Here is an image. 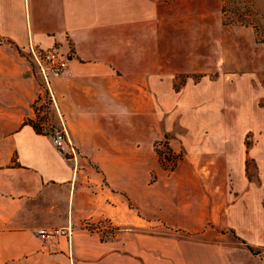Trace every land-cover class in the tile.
<instances>
[{
    "label": "crops",
    "instance_id": "1",
    "mask_svg": "<svg viewBox=\"0 0 264 264\" xmlns=\"http://www.w3.org/2000/svg\"><path fill=\"white\" fill-rule=\"evenodd\" d=\"M168 25L161 0H0V264H264L248 107L220 112L204 75L174 88ZM28 43L68 58L50 78V125L61 116L76 161L39 122ZM224 82L221 93L246 88ZM66 227L68 239L37 235Z\"/></svg>",
    "mask_w": 264,
    "mask_h": 264
},
{
    "label": "rangeland",
    "instance_id": "2",
    "mask_svg": "<svg viewBox=\"0 0 264 264\" xmlns=\"http://www.w3.org/2000/svg\"><path fill=\"white\" fill-rule=\"evenodd\" d=\"M161 1L162 19L170 28V44L165 50L174 59L165 63L177 71L174 88L180 89L186 78L197 81L204 75L210 80V103L222 100L220 112L235 116L241 107H248L251 121L241 129L247 151L245 174L250 180L264 181V0ZM222 80L246 88L242 93H221L217 86ZM47 100L44 96L43 110L37 113L46 127L55 123ZM174 128L177 139L186 133L180 125ZM226 128L237 131L232 125ZM156 146L161 164L173 166L177 156L163 142Z\"/></svg>",
    "mask_w": 264,
    "mask_h": 264
},
{
    "label": "built area",
    "instance_id": "3",
    "mask_svg": "<svg viewBox=\"0 0 264 264\" xmlns=\"http://www.w3.org/2000/svg\"><path fill=\"white\" fill-rule=\"evenodd\" d=\"M25 55L31 62V65L38 76L42 97L40 102V99L36 98L35 111L40 113L44 106V96L47 97L48 103L52 105L53 100L50 91V78L58 77L66 73L68 58L55 47L42 49L32 45L31 43L27 44ZM45 132L49 135L53 147L60 154H62L65 158L76 161L78 153L71 142L65 123L60 115H57V124L48 125ZM70 233V227H66L39 230L37 235L42 239L54 238L57 236H65L68 239Z\"/></svg>",
    "mask_w": 264,
    "mask_h": 264
},
{
    "label": "trees",
    "instance_id": "4",
    "mask_svg": "<svg viewBox=\"0 0 264 264\" xmlns=\"http://www.w3.org/2000/svg\"><path fill=\"white\" fill-rule=\"evenodd\" d=\"M32 126H33L37 131L40 130L39 127L37 126V124L32 123Z\"/></svg>",
    "mask_w": 264,
    "mask_h": 264
}]
</instances>
